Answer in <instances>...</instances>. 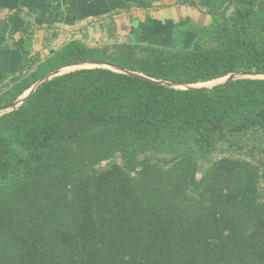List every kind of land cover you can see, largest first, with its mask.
<instances>
[{"label": "trees", "instance_id": "obj_1", "mask_svg": "<svg viewBox=\"0 0 264 264\" xmlns=\"http://www.w3.org/2000/svg\"><path fill=\"white\" fill-rule=\"evenodd\" d=\"M205 12L186 47L107 24L110 40L52 47L51 32L42 53L17 10L4 23L21 62L0 107L83 60L185 84L264 74V0ZM0 264H264V78L176 89L91 67L44 82L0 115Z\"/></svg>", "mask_w": 264, "mask_h": 264}, {"label": "crops", "instance_id": "obj_2", "mask_svg": "<svg viewBox=\"0 0 264 264\" xmlns=\"http://www.w3.org/2000/svg\"><path fill=\"white\" fill-rule=\"evenodd\" d=\"M225 0H0V85L18 76L21 55L8 38L4 19L21 10L34 23V39L51 32L57 39L70 37L103 38V28L112 24L124 39L172 47H186L195 34L184 30L189 25H206L209 8ZM27 34V31L23 33ZM87 34L88 38H85ZM51 40L52 39L51 37ZM182 40L179 46L177 42ZM43 41V40H42Z\"/></svg>", "mask_w": 264, "mask_h": 264}, {"label": "water", "instance_id": "obj_3", "mask_svg": "<svg viewBox=\"0 0 264 264\" xmlns=\"http://www.w3.org/2000/svg\"><path fill=\"white\" fill-rule=\"evenodd\" d=\"M91 67L108 68V69L113 70V71L125 73L127 75L134 76V77L147 79V80H150V81L155 82L157 84L168 86V87H172V88H176V89H193V90L209 89V88H212L216 84L224 83V82H226L227 80H230V79L246 78V77L264 78V74H260V73L254 72V71L248 72V73L238 72V73H232V74H228V75H226L224 77H221V78H224L222 81L215 82V83H213L211 85L194 86V84L177 83V82H172V81H169V80H163V79H158V78L146 76V75H144L142 73H139V72H136V71H132V70L120 67V66L112 65V64H109L107 62L83 60V61H80V62L72 63V64H70L68 66H61V67H58V68H55V69L49 71L44 76H42L39 80H37L35 83H33L26 91H24L17 98L12 100L9 104H7V105H5L3 107H0V115L4 114L6 112H9V111L17 108L18 106H20L29 97V95L34 90H36L37 87H39L44 82H46L49 79H51L52 77L60 75V74H63V73H66V72H69V71H72V70H75V69L91 68Z\"/></svg>", "mask_w": 264, "mask_h": 264}, {"label": "rangeland", "instance_id": "obj_4", "mask_svg": "<svg viewBox=\"0 0 264 264\" xmlns=\"http://www.w3.org/2000/svg\"><path fill=\"white\" fill-rule=\"evenodd\" d=\"M85 35H86L85 38H88L87 37V34H85ZM100 35H102L103 38H101L99 40H95L94 38H91L90 37V39H87L88 41H86V42L88 44H96V42H105L107 40H110L107 37V26L106 25L104 26L103 32ZM61 40H62V38L59 39V40H56V41H55V39L54 40H51V42L49 43V45L53 47L56 44H58L59 42H61ZM182 42L183 41L180 40L179 42H177V44H179V46H180L182 44ZM42 45H43V41L41 39H39V38H36L35 39V47H36V49L40 50L42 53H45L47 51V48L43 47ZM177 48H180V47H177ZM213 83H215V82H211V83H208V84H205V85H211ZM200 85H202V84H200ZM218 156H220V153H214L213 155H210L209 158H208V160L203 161V162L200 163V168H203L204 166H206L209 163L210 160H213L215 158H218Z\"/></svg>", "mask_w": 264, "mask_h": 264}, {"label": "bare ground", "instance_id": "obj_5", "mask_svg": "<svg viewBox=\"0 0 264 264\" xmlns=\"http://www.w3.org/2000/svg\"><path fill=\"white\" fill-rule=\"evenodd\" d=\"M223 79H224V78H218V79H215V80H212V81L206 82V83H198V84H194V86H199L200 84L205 85V84H208V83H211V82H219V81H222Z\"/></svg>", "mask_w": 264, "mask_h": 264}]
</instances>
